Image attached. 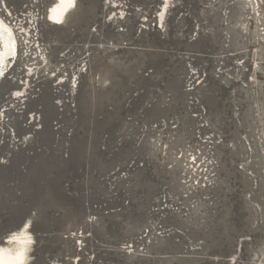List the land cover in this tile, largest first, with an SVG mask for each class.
I'll return each instance as SVG.
<instances>
[{"label":"rangeland","instance_id":"374dc122","mask_svg":"<svg viewBox=\"0 0 264 264\" xmlns=\"http://www.w3.org/2000/svg\"><path fill=\"white\" fill-rule=\"evenodd\" d=\"M52 1L0 0L15 16L9 20L18 18L19 50L30 30L47 58L27 76V63L41 65L31 44L32 54L0 80V154L11 159L0 163V243L30 218L32 252L45 251L42 264H264V0H170L163 28L155 18L161 0H117L123 19L109 18L119 9L114 0L87 10L78 4L62 25L46 20ZM218 27L219 44L201 49L190 41L215 38ZM146 68L153 73L145 76ZM26 80L24 94L11 96ZM185 83L199 106L186 102ZM135 89L137 101L125 104ZM208 99L219 106L217 120ZM57 110L55 139L37 144L41 115ZM127 116L137 128L157 116L151 127L172 124L162 137L126 138L119 133ZM24 154V168L13 167ZM132 158L142 165L114 186L97 181ZM30 209L49 216L46 227L32 228L35 212L18 224Z\"/></svg>","mask_w":264,"mask_h":264},{"label":"bare ground","instance_id":"6f19581e","mask_svg":"<svg viewBox=\"0 0 264 264\" xmlns=\"http://www.w3.org/2000/svg\"><path fill=\"white\" fill-rule=\"evenodd\" d=\"M111 1V0H110ZM113 6L118 11L115 10L113 14L110 15V19H123L126 13L125 7L119 3L117 0H114ZM170 0H161V5L155 13L156 25L160 28L164 27V14L166 7L168 6ZM108 2V0H107ZM112 6V5H111ZM77 7V0H53L46 9L45 16L46 20L51 25H62L67 20L71 12H73ZM3 12L4 16L0 13V80L3 79L7 74L12 71L16 61L22 56L26 58L30 54V45L34 44L36 49L34 55L40 57V64L35 65L33 62L27 63L25 65L26 75L29 76L38 71L39 68H44L47 66V58L43 56L41 50V44L36 41V39L31 37V31L29 30L24 37L22 38V45L25 46V49L19 50V39L16 33L17 20L12 23L9 18L14 19V15L9 7L5 3H0V12ZM112 12V11H111ZM36 13H29V18L34 23ZM109 15V14H108ZM108 19V18H107ZM106 19V20H107ZM146 20L145 18L142 19ZM24 29V28H23ZM27 29V28H26ZM20 35V34H19ZM22 37V36H21ZM21 39V38H20ZM39 52V54H37ZM41 55V56H40ZM85 65V64H84ZM57 68L60 69L58 65ZM85 68V67H84ZM83 71L80 68V71ZM86 72V71H85ZM65 75V74H63ZM50 76H55V72H51ZM103 77V76H102ZM65 80L64 76L58 77V82H63ZM69 82L72 86H76L77 82V70H73L72 74L69 76ZM23 89L13 90L11 96L18 98L24 94V88L30 86L28 80L23 82ZM0 117L5 119L3 113H0ZM32 120H35V116L30 115ZM31 219L27 218L22 225L8 232L4 235L3 241L0 243V264H29L32 255L33 245L35 243L34 237L30 232ZM77 264V263H75Z\"/></svg>","mask_w":264,"mask_h":264},{"label":"built area","instance_id":"2783aa9c","mask_svg":"<svg viewBox=\"0 0 264 264\" xmlns=\"http://www.w3.org/2000/svg\"><path fill=\"white\" fill-rule=\"evenodd\" d=\"M85 62H86V60H85ZM83 67H85L83 69L84 72H85L88 69L87 63ZM142 72L144 73L145 76H148V75H150L152 73V69L151 68H146V69H143ZM184 87H185L184 88V92L187 94V96H186V102L188 104L192 105V106H199L200 105V101H197L196 98H194L193 95H192L193 88H191V86L189 87V85L186 84V83H185ZM138 94H139V91L136 90V89L133 90V91H131V92H128L125 95L126 96L125 97V104L128 105V104H133L134 101L136 102L137 101L136 100V97L138 96ZM168 100H170V99L168 98ZM153 102H154V100H153ZM70 104L72 106L71 107V110H72L73 105H74V102H71ZM58 106H59L58 109H59V112H60L62 110V107L63 106L62 105H59V104H58ZM200 110H201V108H200ZM196 114H198V113H196ZM72 115L74 117V112L73 111H72ZM134 119L135 118H133V116H127V117H125V119H124L125 122H126L125 125H127L128 127L126 126L127 128H125V130L123 132H120L119 133L120 136H122V137L123 136H126V138H128V137H138V135H140L139 133H142L143 132L142 135L147 136L149 138V140H152L154 138L159 137V135H161V137L162 136H165L166 135V132H168L167 131V126L171 123L170 122L171 119H168V120H165V121L164 120H161L160 122L157 121L158 124L159 123L162 124L161 126L151 127V124H150L151 122H149L148 125H143V126H140V128H137V125L139 127V123L136 122ZM162 121H163V123H162ZM153 124L155 125L156 123H153ZM129 126L131 128H129ZM107 137H108V134L107 133L102 134V137H101L102 138V141H101V148L102 149H105L108 146V144L106 142ZM124 140H125V138H124ZM146 140H148V139H146ZM1 156L2 155L0 154V163H1V159L2 158H5L6 159L5 161H7V158H8V155L7 154L5 156H3V157H1ZM137 164L138 165H142V163L140 161H138L137 158H135V159L132 158V159L128 160L127 162H125L124 164L123 163L117 164L111 170H109L108 172H106L104 175H101L100 177H98L97 181L100 182V183H102V184H104V185H111V186L113 185L114 186V184H116L118 181H121L123 178H126L127 175H129L130 170L133 169V167L135 165H137ZM113 195H115V194H113ZM160 198H161V201L162 202H165L168 199V197L166 196V194H162ZM151 226H153V225L145 226L144 227V231L141 230V232L139 233V237H136V239L137 238H140L141 239L143 237H146L148 235V233L150 232V230H151ZM68 235L69 234L67 233L65 236H68ZM69 236H71V235H69ZM135 240L132 239L131 240L132 242L129 240L128 244L133 243L135 245V243H136ZM121 245L122 244L120 243V246ZM77 248L80 249V246L77 245ZM126 249H128V248H126Z\"/></svg>","mask_w":264,"mask_h":264},{"label":"water","instance_id":"95a60500","mask_svg":"<svg viewBox=\"0 0 264 264\" xmlns=\"http://www.w3.org/2000/svg\"><path fill=\"white\" fill-rule=\"evenodd\" d=\"M97 3H99V0H78L77 5L79 4L82 10H87L91 5H94ZM102 7H103V3H102ZM234 34L236 35V33H234ZM220 39H221V31H220V27H218L217 36L215 38L213 37L212 34L208 33V34H202L198 38H192L190 41H193L192 43L197 42V41H201V43H202L201 49H205L208 45L213 44V42H216L219 44ZM233 39L235 40L236 37ZM152 73H153V70H152ZM76 91H78V90H76ZM76 95H77V93L74 94V96L72 97L74 99V105L72 108V111L74 112V117H73L74 120L76 118H80V113L78 115L79 108H78V104H77V100H76ZM208 102L210 105V114L214 120H217L219 118V106L216 104L214 99H208ZM50 103L51 102H49V105H50ZM50 107H51V105H50ZM58 114L59 113L57 110V112H55L51 118L48 117L45 119L43 118V115H41V120H40L41 123H39L40 126L38 128H35V131L33 132V133H35L37 131L36 139H37V141L39 140L37 142V144L51 145V143H52L53 139H55V135H56L55 134L53 136V131L57 130L61 126V124L56 123ZM158 118H159V116L154 117L149 122H155V120H157ZM84 119L86 120L87 117H84ZM71 131H73V128L69 127L68 132L71 133ZM41 133H43L44 135L41 136ZM104 133H102V134H104ZM101 137H102V135H101ZM38 150H40V148H38ZM33 153L34 152H31L30 154L33 155ZM63 155L67 156L68 153L64 151ZM26 157L27 156L24 154V157H20L19 159H17V161L13 164V167L23 169L24 168V161H25V159H27ZM10 161H11V159L7 158V161L4 165H10L11 164ZM8 184L13 185L14 183L10 181ZM36 191H37V186L34 185L33 186V192L35 195L33 196L34 197L33 199L37 198V196H36L37 192ZM33 212H35L34 209H30V210L24 212L23 213L24 215L22 217H20V216L18 217V219H17L18 224H20L23 221L24 217H26L27 215H33L34 214ZM35 213H36V215L34 214L35 216L33 215V217H32V228L34 227L35 224L41 225L42 227H46V224L49 223V221H50L49 216L44 215L42 212H39L38 210H36ZM35 217H37V219H35ZM70 230L67 229V232H65L64 234L66 235L68 233V231H70ZM44 253H45V251L43 249L40 250L38 256H35V252L34 253L32 252L33 258H32V261L30 262V264H42L43 262L41 260V255Z\"/></svg>","mask_w":264,"mask_h":264},{"label":"crops","instance_id":"0c3cea01","mask_svg":"<svg viewBox=\"0 0 264 264\" xmlns=\"http://www.w3.org/2000/svg\"><path fill=\"white\" fill-rule=\"evenodd\" d=\"M62 224H64V223H62Z\"/></svg>","mask_w":264,"mask_h":264}]
</instances>
